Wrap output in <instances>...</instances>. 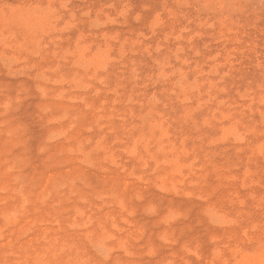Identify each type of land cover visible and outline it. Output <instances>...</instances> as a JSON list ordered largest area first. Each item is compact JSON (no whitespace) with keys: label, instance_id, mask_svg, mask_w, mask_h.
<instances>
[{"label":"rangeland","instance_id":"rangeland-1","mask_svg":"<svg viewBox=\"0 0 264 264\" xmlns=\"http://www.w3.org/2000/svg\"><path fill=\"white\" fill-rule=\"evenodd\" d=\"M0 264H264V0H0Z\"/></svg>","mask_w":264,"mask_h":264},{"label":"bare ground","instance_id":"bare-ground-1","mask_svg":"<svg viewBox=\"0 0 264 264\" xmlns=\"http://www.w3.org/2000/svg\"><path fill=\"white\" fill-rule=\"evenodd\" d=\"M257 263V262H256Z\"/></svg>","mask_w":264,"mask_h":264}]
</instances>
